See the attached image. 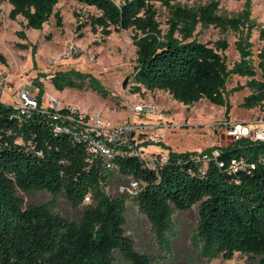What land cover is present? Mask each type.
Instances as JSON below:
<instances>
[{
	"label": "trees",
	"instance_id": "trees-1",
	"mask_svg": "<svg viewBox=\"0 0 264 264\" xmlns=\"http://www.w3.org/2000/svg\"><path fill=\"white\" fill-rule=\"evenodd\" d=\"M0 1L12 5L9 18L22 17L25 29L42 31L53 17L63 28L56 11L59 0ZM75 1L97 11L84 23L78 20L79 34L91 27L104 44L114 32L133 31L137 65L132 94L164 91L188 108L208 100L226 108L229 116L227 87L240 77L248 81L232 92L247 89L250 94L238 107L264 114V48L256 53L253 42L255 31L264 40V25L253 19L254 0H246L233 17L220 14L219 0L194 7L180 0ZM157 4L169 12L166 30ZM199 26L218 29L221 38L214 45L200 42ZM229 32L236 36L240 56L232 68L225 56ZM19 35L27 39L24 31ZM0 61L5 63L1 55ZM51 82L59 92L112 96L98 79L76 70L58 71ZM35 84L39 104L29 113L0 103V264H203L230 261L238 253L264 264V142L244 137L199 154L170 150L158 170L129 154L93 157L73 134L81 127L67 120L70 109L42 107L46 89L39 78ZM234 161L246 167L233 172ZM113 182L120 189L116 196L108 191ZM133 183L139 186L130 193ZM19 192L63 196L82 215L70 220L50 203L25 208ZM195 207L189 252L179 253V214ZM131 209L146 219L157 256L140 252L128 235Z\"/></svg>",
	"mask_w": 264,
	"mask_h": 264
},
{
	"label": "rangeland",
	"instance_id": "rangeland-1",
	"mask_svg": "<svg viewBox=\"0 0 264 264\" xmlns=\"http://www.w3.org/2000/svg\"><path fill=\"white\" fill-rule=\"evenodd\" d=\"M213 0H180L185 6L194 7L208 4ZM220 14L233 17L243 11L246 0H219ZM9 2L0 1V55L5 59L0 61V77H5V84L0 95V103L15 105V91L24 83H30L28 91L32 96L37 95L36 79L43 82L46 92L42 99L48 105L50 96L55 97L62 105H69L87 113L95 115L107 123L114 125L126 122H136L141 127V138L150 141L151 137L158 139L160 150L166 152H197L201 153L214 146H226L233 143L226 133V128L234 124L248 125L252 122L264 120L260 110L250 111L238 107L244 98L250 94L246 89L232 92V89L245 85L248 79L233 77L228 84L232 110L226 115V108L213 105L208 100H202L191 108L173 100L164 91H145L134 95L133 74L137 65V48L133 44V31L114 32L102 43L100 34L95 35L91 27L77 31L79 23H84L92 14H97L94 8L84 6L75 0H59L56 11L63 18V28H59L53 17L42 31L25 29V20L19 17L16 21L9 18L12 10ZM159 21L164 30L168 28L169 12L157 4ZM78 14L79 17H76ZM253 19L264 25V0L253 1ZM24 31L27 39L20 37ZM230 47L225 52L229 66L232 68L240 60L236 49V36L227 34ZM50 38V39H49ZM196 38L205 44L214 45L221 38L218 29L201 26L196 31ZM254 49L258 53L264 48V40L259 39V32L253 36ZM25 46V47H24ZM36 47V48H35ZM35 48V50H34ZM76 70L99 80L111 92L110 98H103L92 90L67 89L59 92L51 82V77L58 71ZM45 74L47 77H41ZM127 85L124 87V83ZM139 105H153L159 113L147 115L136 113ZM111 195L120 193L118 182H113L108 188ZM24 200V207L50 203L55 212L61 213L70 220L78 219L82 209H74L63 196L53 197L48 192L25 194L19 192ZM197 207L188 213L179 214L180 226L176 241L179 253H188L190 239L197 223ZM128 235H131L142 253L158 255V248L154 242L150 227L146 219L137 210L128 212ZM203 264H259L247 255L236 254L233 260H215Z\"/></svg>",
	"mask_w": 264,
	"mask_h": 264
},
{
	"label": "built area",
	"instance_id": "built-area-1",
	"mask_svg": "<svg viewBox=\"0 0 264 264\" xmlns=\"http://www.w3.org/2000/svg\"><path fill=\"white\" fill-rule=\"evenodd\" d=\"M5 81V77H0V95ZM28 86H32V84L24 83L15 91L13 97L15 105H11L21 110L23 114L38 108L39 104L37 95L40 88L36 85L37 95L32 96L28 91ZM49 103L48 105L42 103V107H51L57 112L64 107L70 109L67 120L71 123H77L81 127L80 131L75 130L73 134L86 143L88 151L93 157L101 156L110 160L115 155L125 157L129 154L140 158L147 167L153 170H158L159 166L164 165L168 161L169 153L164 149L160 150L158 147L160 141L158 139L151 137L149 142L144 138L140 140L141 127L136 122H126L118 125L107 123L97 115L90 117L78 108L62 105L53 96H50ZM135 111L136 113H146L147 115L159 113L153 105H139L135 107ZM76 115H78V118ZM58 130L61 131V129ZM226 133L232 138L233 142L244 137L264 142V120L255 121L248 125H231L226 128ZM215 155H218V152H215ZM240 167H246L245 162L241 161L238 163L234 161L233 172H236ZM138 186V183H133L128 191L133 193Z\"/></svg>",
	"mask_w": 264,
	"mask_h": 264
},
{
	"label": "water",
	"instance_id": "water-1",
	"mask_svg": "<svg viewBox=\"0 0 264 264\" xmlns=\"http://www.w3.org/2000/svg\"><path fill=\"white\" fill-rule=\"evenodd\" d=\"M127 85V81L124 83V87Z\"/></svg>",
	"mask_w": 264,
	"mask_h": 264
},
{
	"label": "crops",
	"instance_id": "crops-1",
	"mask_svg": "<svg viewBox=\"0 0 264 264\" xmlns=\"http://www.w3.org/2000/svg\"><path fill=\"white\" fill-rule=\"evenodd\" d=\"M256 110H258V109H256ZM256 110H252V111H256ZM83 112V111H82Z\"/></svg>",
	"mask_w": 264,
	"mask_h": 264
}]
</instances>
